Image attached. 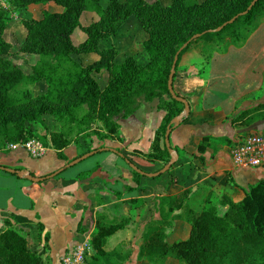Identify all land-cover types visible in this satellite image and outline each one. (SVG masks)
<instances>
[{
	"label": "trees",
	"instance_id": "obj_1",
	"mask_svg": "<svg viewBox=\"0 0 264 264\" xmlns=\"http://www.w3.org/2000/svg\"><path fill=\"white\" fill-rule=\"evenodd\" d=\"M253 1L171 0L169 6H164L160 0H110L102 8L101 0H8L17 11L50 3L63 10L43 9L42 18L22 21L27 34L20 52L39 57L30 73H25L11 57L12 46L5 38L9 12L0 8V151L9 144L41 140L56 152L58 159L67 161L63 170L43 176L44 181L56 178L71 168L68 165L72 161L68 162L65 155L67 147L73 143L80 145L81 140L89 137L120 138L119 121L134 115L142 103L157 101V109L167 114L155 134L150 152L143 155L150 162H161L163 167L157 171L160 172L170 162L169 151L163 145L165 134L168 127H173L172 120L184 109L168 89L175 56L189 43L179 54L178 67L181 57L196 44H223L227 38L230 39L227 44L242 41L246 37L245 28L252 27L253 21L264 13V0H259L251 11L241 15ZM85 12L97 14L99 18L81 26ZM133 16L148 35L143 43L148 56L146 65L134 56L117 64L118 50L114 45L100 48L102 41L115 37ZM235 17L238 18L229 24ZM225 24L222 32H214ZM80 26L86 39L75 44L73 36ZM255 28L256 25L251 32ZM87 54H97L98 60L84 65L74 59V56ZM102 71H107L109 76L105 88L95 78V74ZM42 81L47 84L45 94L35 96L32 90L26 89L21 96L14 95L21 84L35 85ZM46 116L60 125L59 131H49ZM259 119L264 120V104L239 114L233 125L247 128ZM34 124L44 128L47 134L34 133L31 128ZM208 140H203L198 148L200 152L207 148ZM91 152L98 154L101 149H89L86 153ZM133 173L138 182L142 174ZM189 194L186 190L174 198L158 200L174 204L171 213L176 209L186 211L190 227L188 238L169 242L166 225L171 223L162 212L158 219L153 217L142 227L145 240L141 258L153 264H163L168 258L185 264H264V180L251 186L240 202L227 196L217 200L214 194H209L200 212L185 205ZM220 205L227 207L223 215L219 213ZM127 222L124 217L118 223H107L103 216L98 217L92 234L94 253L89 264H125L126 259L119 251L109 252L105 245ZM39 228L43 231L42 226ZM45 238L48 239V235ZM47 250V246L44 247V251ZM0 264L49 262L43 253L30 247L26 237L8 225L0 232Z\"/></svg>",
	"mask_w": 264,
	"mask_h": 264
},
{
	"label": "crops",
	"instance_id": "obj_2",
	"mask_svg": "<svg viewBox=\"0 0 264 264\" xmlns=\"http://www.w3.org/2000/svg\"><path fill=\"white\" fill-rule=\"evenodd\" d=\"M160 2L163 4V0ZM166 4L163 5L169 6V3ZM260 18L264 24V13ZM126 23L115 37L108 39L109 44L117 48L118 55L120 48L124 49L119 44H125L129 38L131 44L136 43V36H144L137 23L133 27ZM258 30L259 26H256L253 32ZM147 39L148 35L144 36L142 44ZM227 43H230L229 38L223 44H196L180 59L173 87L177 95L188 101L191 112L170 134V145L178 150L179 159L167 173L160 175L159 179L145 175L156 173L163 167L161 162H150L143 155L150 152L155 134L167 114L165 110L157 109L158 102L154 101L119 121L120 138L100 140L89 137L81 140L80 145L73 143L65 149L68 162L84 156L90 146L92 150L102 149L100 153L111 155L104 163H96L92 168L74 173H69V168L58 177L41 183L20 179L0 169V232L9 225L27 238L33 250L43 253L49 264H61L64 254L78 241L86 237L92 241L99 216H103L107 223H118L124 217L129 222L107 239L105 249L109 252L119 251L126 259L125 264H153L140 257L145 240L142 227L153 217L158 219L162 212L165 213L171 223L166 225V229L168 240L172 239V242L187 239L190 232L186 211L176 209L171 213L170 208L174 204L158 200L174 198L189 190L185 205L195 212L204 208L209 194H214L217 200L227 196L234 202L242 201L251 186L264 180V167L238 169L232 161L231 146L250 133L264 131V120L259 119L247 128L236 127L233 121L242 112L264 104V66L258 73L263 80L258 90L231 95L226 105L207 103L208 88L228 78L226 70L216 65L217 56L229 54L232 44ZM245 45L241 49H247ZM261 51L264 57V47ZM124 54L125 59L130 55L127 51ZM145 55L144 62L133 54L131 56L146 65L148 56ZM252 55L258 56L255 53ZM86 57L89 62L82 61L84 65L98 60L93 54ZM38 60L35 58L31 64ZM106 72L95 75H103V80H106ZM108 81L109 76L106 85ZM38 86L43 89L39 95L45 94L46 83L42 81L36 84ZM48 118L51 117H45L49 131H59L60 128L52 130L49 127ZM31 128L38 135L47 134L38 124ZM205 138H209L207 148L200 152L198 148ZM48 151L52 153L50 164L45 162L48 152L41 159H33L23 148L11 150L6 147L0 151V166L15 170L23 168L34 176L43 177L67 165V161L58 159L53 149ZM114 156L124 163L121 164ZM130 165L144 173L138 182L134 180V170ZM226 210L227 207L219 206L220 215ZM39 226L43 227V231ZM46 246L47 252L44 251ZM163 264L184 263L168 258Z\"/></svg>",
	"mask_w": 264,
	"mask_h": 264
},
{
	"label": "rangeland",
	"instance_id": "obj_3",
	"mask_svg": "<svg viewBox=\"0 0 264 264\" xmlns=\"http://www.w3.org/2000/svg\"><path fill=\"white\" fill-rule=\"evenodd\" d=\"M6 5L3 7L0 5V8L2 10L9 12V24L7 27V30L5 32V38L11 43V57L13 60H15L16 64L19 65L25 73H30L32 66L34 64H31L33 60L36 58L38 59V56L35 55H29V54H23L20 52V48L23 45L25 38H26V29L22 25V21L29 18H37L40 19L43 17V9L48 10L49 12H57L62 11L63 8L54 4L50 3L48 5H32L26 9H20L15 10L12 6H10L8 0H1ZM109 0H102L101 6L102 8H105ZM123 1V0H121ZM154 1V0H149ZM169 2H165L163 0V4L167 5L166 3L171 4V0H167ZM202 1V0H201ZM99 17L97 14H92L91 12H85L81 19V26H87L91 24L93 21L97 20ZM262 18H257L253 21V25L259 26V30L257 32H251L252 27H246V37L236 43H232V48L230 49L229 54L223 55V56H217L216 65H219L220 69L226 70V77L227 79L217 83L213 84L208 88L207 96H206V102L210 104H219V105H226L229 100L231 99V95H241L244 92L254 91L258 90L260 86L263 85V80L260 75H258L260 69L264 66V57L262 54L261 49L264 47V24H262ZM138 24L140 31L144 34V36L147 37V35L143 32L141 23L136 17H132L128 20L129 26L133 24ZM78 27L74 33L73 40L75 44H79L83 42L86 38L85 33L83 32L82 28ZM242 32V30H241ZM133 32H131V35ZM143 35L136 36L138 39L136 40V43L131 44V39L129 38L125 44H119L120 47L124 48L121 49V52L119 53L116 63L121 64L125 60V54L124 51H127L128 55L127 57L131 56L132 54L135 57H138L141 59V62L145 61L146 53L143 49L142 41L144 39ZM248 38V39H247ZM247 40V42H246ZM246 42V43H245ZM223 43V42H222ZM246 44L247 49H241L242 45ZM111 44H109L108 40L102 41L100 48H108ZM252 53H255L258 56H253ZM94 58H98L97 54H93ZM74 59L79 62H89L86 55H80V56H74ZM139 62V61H138ZM107 73V72H106ZM103 75H98L95 77L98 79L100 85L102 88L106 86V80H103ZM38 84V83H37ZM44 84V83H43ZM47 85V84H46ZM26 89L32 90L35 96H38L42 92V88L40 86L36 87L35 85H26L21 84L18 86L16 91L14 92V95L16 97L21 96L22 92ZM146 103H142L141 108ZM140 108V109H141ZM47 121L49 122V127L52 130L59 129L60 126L54 122L51 118H48ZM92 149V146L88 147L86 149L89 150ZM51 151H48V156L46 158V164H50V157H51ZM111 155L107 153H98L95 154L88 159L82 161L80 164H77L73 167H71V171L69 173H74L76 171L92 168L95 166L96 163H104L107 158H109ZM115 157V156H114ZM32 158V157H31ZM118 160H120L121 164H123V160L115 157ZM38 161V160H35ZM16 178L15 176H13ZM154 178V177H153ZM159 179L158 177H155ZM148 183V182H147ZM184 239V238H180ZM168 241L172 242V239H169ZM184 263V262H183ZM185 264V263H184Z\"/></svg>",
	"mask_w": 264,
	"mask_h": 264
},
{
	"label": "built area",
	"instance_id": "obj_4",
	"mask_svg": "<svg viewBox=\"0 0 264 264\" xmlns=\"http://www.w3.org/2000/svg\"><path fill=\"white\" fill-rule=\"evenodd\" d=\"M0 5L6 4L0 0ZM8 149L16 150L23 148L33 159L43 158L48 148L38 139H30L21 144H9ZM231 157L234 165L238 169L251 170L264 167V131L250 133L231 146ZM94 253V248L90 237L78 241L76 245L67 251L61 264H89V260Z\"/></svg>",
	"mask_w": 264,
	"mask_h": 264
},
{
	"label": "water",
	"instance_id": "obj_5",
	"mask_svg": "<svg viewBox=\"0 0 264 264\" xmlns=\"http://www.w3.org/2000/svg\"><path fill=\"white\" fill-rule=\"evenodd\" d=\"M257 2H259V0H254L251 3V5L249 6L248 10L246 12H244L243 14H241V15H246L249 11H251L253 9V7L257 4ZM237 18L238 17H235L234 19H232L229 22V24L234 23V21ZM226 25L227 24H225L224 26L216 29L214 32H216V33L222 32V30L226 27ZM198 37L199 36H196L195 38H198ZM188 45H189V43H186L185 45H183V47L180 49V51L175 56L174 63H173V66H172V69H171V73H170V76H169V81H168V89H169V92H170L172 98L174 100L182 103L183 106H184L183 111L172 120L171 125L173 127L172 128L168 127L167 132L165 134V140H164V142H165V146L167 147V149L169 151V154H170V162L160 172H156V173H153V174H145V175H147V176H149L151 178L158 177L161 174L167 173L172 168V166H174L178 162V159H179L178 152L176 150H174L171 147V145H170V134H171V132L174 129H176L177 127H179L190 116V112L191 111H190V106H189L188 101L185 98H183L181 96H178L175 93L174 87H173V83H174V77H175V74H176L177 62L179 60V54H180L181 51H183L185 48H187ZM94 154L95 153H93V152L87 153L84 156H82L80 158H77L74 161H72L68 165V167H73V166L79 164L81 161H84V160L88 159L89 157L93 156ZM130 168L133 169L134 171H136V172L144 175V173L142 171H140L136 166L130 165ZM0 169L6 171L7 173L16 175L20 179H25V180L31 181L33 183H41V182L44 181V178L43 177L34 176L33 173L30 172L29 170L18 171V170H15V169L6 168V167H2V166H0ZM61 170H63V168ZM61 170H59V171H61ZM53 176H54V174L52 175V177Z\"/></svg>",
	"mask_w": 264,
	"mask_h": 264
}]
</instances>
